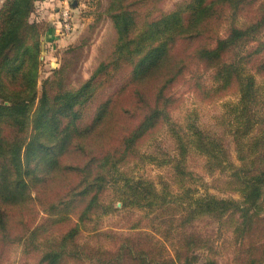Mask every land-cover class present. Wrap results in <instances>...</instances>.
<instances>
[{
  "label": "trees",
  "instance_id": "1",
  "mask_svg": "<svg viewBox=\"0 0 264 264\" xmlns=\"http://www.w3.org/2000/svg\"><path fill=\"white\" fill-rule=\"evenodd\" d=\"M34 1L6 0L0 10V264L15 246L22 264L27 258L33 264H218L211 237L193 228L202 218L230 224L236 244L232 264H262L264 244L254 238H264V0H183L166 13L147 12L151 16L144 22L141 1L113 0L107 10L117 35L113 65L128 73L87 129L77 122L79 108L109 64H100L79 90L62 93L56 107L43 100L31 115L41 50L37 28L28 23ZM151 1L153 13L160 0ZM199 71L209 72L206 84L201 75L194 82L199 100L235 98L214 119L213 127L222 124L223 134L192 114L181 121L173 117L179 101L170 88ZM126 88L131 93L120 113L117 104ZM111 111L117 114L114 128L107 123ZM101 126L107 138L91 149L85 141ZM162 130L173 142L166 166L176 192L165 183L156 190L123 171L158 159L142 147ZM225 136L231 138L234 161ZM67 153L74 162L55 158ZM189 155L202 161L201 193L191 200L189 189L179 193L190 176ZM62 170L71 173L70 182L61 185L56 200L41 204L43 188L61 179ZM109 179L122 208L150 215L149 230L135 226L109 247L79 244L81 233L93 231L88 223L111 210L100 205ZM40 208L44 224L35 221ZM45 224L52 225V237L37 238L47 236L40 233Z\"/></svg>",
  "mask_w": 264,
  "mask_h": 264
},
{
  "label": "rangeland",
  "instance_id": "2",
  "mask_svg": "<svg viewBox=\"0 0 264 264\" xmlns=\"http://www.w3.org/2000/svg\"><path fill=\"white\" fill-rule=\"evenodd\" d=\"M6 0H0V10L2 9ZM113 0H36L33 3L32 12L28 17V23L35 26L38 31V40L41 43V50L38 57V76L36 80L35 92L36 96L31 106V115H35L39 110L43 100L48 102L50 108L56 107L62 100H58L59 96L64 92H73L79 90L87 81L92 79V75L96 68L102 64H109L101 75L93 80V95L90 92L87 101L79 108L82 117L77 122L82 129H87L92 124L93 118L102 104H105L116 93L123 81L127 77V68H114L113 51L116 44V31L113 26L112 19L108 13V8ZM141 1L139 7V20L147 21V12L152 16L166 13L174 8V5L183 0H160L154 5L155 11L151 13L152 1ZM66 10L68 12L67 24L69 29L66 30L63 26V15ZM146 19H143L145 18ZM190 81L188 76L180 78L170 88V92L177 97L178 103L173 112V117L181 121L185 114H192L197 117L196 122L213 128L217 134H223L221 124L214 128V119L222 112V105L227 101H234L235 98L231 96H224L220 99H210L201 101L195 96L193 91L194 82L199 75L201 79L209 80V72L199 71ZM125 78V79H124ZM200 79V81H201ZM202 82V81H201ZM203 83V82H202ZM86 91L83 92V95ZM126 94L118 102L117 106L120 108L128 104L131 90L126 88ZM58 100V101H57ZM57 101V102H56ZM8 104V102H4ZM126 108V107H124ZM116 111V110H115ZM109 112L111 117L107 120L110 127L116 126V112ZM197 115V116H196ZM65 119L63 123L65 125ZM101 126L94 129L85 143L93 146L91 149H96V145L105 141L107 136ZM156 139L149 143L146 147H142L144 152L153 153L158 156L156 161L131 164L123 171L135 180H144L152 182L156 190L163 187V183L167 184L172 192L177 189L173 185V181L169 179L167 174L168 169L166 162L172 159L173 156V142L167 132L164 130L157 132ZM113 141V140H110ZM109 141V142H110ZM224 147L227 149L229 158L234 161L235 155L231 138L225 136ZM61 155V154H60ZM54 156L61 160L62 164L72 163L75 161L74 154L67 153L65 155ZM80 159H85V156L79 154ZM188 172L190 176L188 181L180 188V192L188 190V199L196 198L201 193L200 177L202 174V161L194 155L188 156ZM67 166V165H66ZM71 173L66 170L61 171V179L50 180L43 188L41 193V204L52 202L61 195L63 186L70 182ZM210 176H204L205 182H210ZM107 186L101 195V202L104 208L111 207L108 214L100 216L96 222L88 223L87 230L79 236V244L89 243L97 246L109 247L110 243L120 237H125L130 232H133L135 226L143 230H149L150 215H147L145 210L133 207L122 208L121 202L118 200L117 186L108 180ZM172 182V183H171ZM122 182L118 183V187ZM63 185V186H61ZM178 187V186H177ZM210 192L227 197L215 190L210 189ZM231 197L236 198L237 195L230 194ZM116 209V210H115ZM35 221L38 224H44L46 214L40 208ZM115 210V211H112ZM264 216V213L263 215ZM196 231L209 235L213 241V246L217 250L218 264H232V258L236 248L234 236L230 230V224L219 225L217 222L209 218H202L193 224ZM96 230V231H94ZM140 230V229H138ZM47 234L46 237L37 236V238H51L52 225L45 224V229L40 232ZM258 243L264 244V238H254ZM213 248V249H214ZM31 254H37L35 249H31ZM21 248L19 246L10 249L6 255L3 264H22L24 257L21 256ZM203 255L202 253H196ZM28 264H33L31 258H27ZM87 264V263H85ZM264 264V260L262 262Z\"/></svg>",
  "mask_w": 264,
  "mask_h": 264
},
{
  "label": "built area",
  "instance_id": "3",
  "mask_svg": "<svg viewBox=\"0 0 264 264\" xmlns=\"http://www.w3.org/2000/svg\"><path fill=\"white\" fill-rule=\"evenodd\" d=\"M65 11V13L64 14H62L63 15V19H62V21H63V26H64V28L66 29V30H68L69 29V27H68V24H67V17H68V12L66 11V10H64Z\"/></svg>",
  "mask_w": 264,
  "mask_h": 264
}]
</instances>
